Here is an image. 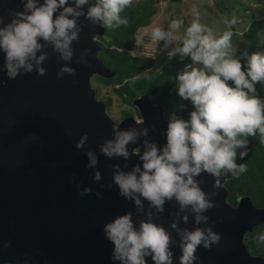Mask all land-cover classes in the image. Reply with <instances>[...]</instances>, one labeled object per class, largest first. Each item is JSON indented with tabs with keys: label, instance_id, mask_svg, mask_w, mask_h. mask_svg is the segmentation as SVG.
Listing matches in <instances>:
<instances>
[{
	"label": "clouds",
	"instance_id": "1",
	"mask_svg": "<svg viewBox=\"0 0 264 264\" xmlns=\"http://www.w3.org/2000/svg\"><path fill=\"white\" fill-rule=\"evenodd\" d=\"M132 3L133 0H20L22 10L9 11L7 23L0 15V53L4 57L0 72L8 79L33 71L44 76L43 65L51 48L64 62L56 77L74 76L76 70L70 64L73 42L79 41L82 31L80 18L104 30L127 27L128 19L121 13ZM193 15L195 19L187 26L183 18H177L167 29L154 27L146 34L150 41L157 42L158 53L167 61L176 57L181 62L187 60L176 73L175 87L179 98L191 105L188 118L178 116L176 111L167 115L166 128L161 133L163 144L150 137L154 126L122 129L118 124L112 126V138L99 144V154L108 159L123 158L127 162L136 156L140 161L127 171L120 164L112 165V184L118 195L130 201L141 217L134 221L133 212L127 211L103 225L104 238L112 245L113 264H175L172 246L179 249V264H198V248L210 250L221 241L206 213L216 207L215 197L223 178L238 179L248 170L246 163H237V150L239 159L244 160L250 137H258L264 144V98L256 87L264 86V50L238 51L232 44L231 30L217 35L212 27L200 22L198 10L194 9ZM225 22L231 28L237 18L233 16ZM181 28L182 35L175 36ZM140 34L138 42L143 41L144 32ZM88 56L85 49L77 63L88 66ZM184 107L179 105L180 109ZM88 139L89 134L82 133L75 148L85 150ZM141 139L142 145L138 144ZM130 144L137 146L129 150ZM86 156L85 167L93 169V179L100 181L97 152L88 148ZM202 174L213 178L212 191L202 189L198 179ZM78 191L84 196L92 189L78 186ZM169 202L177 208L169 213L172 220L165 228L156 221ZM190 218L191 230L180 226L188 225ZM171 231H175L178 241L172 238ZM255 239L264 244V232ZM25 264H31L30 257Z\"/></svg>",
	"mask_w": 264,
	"mask_h": 264
},
{
	"label": "water",
	"instance_id": "2",
	"mask_svg": "<svg viewBox=\"0 0 264 264\" xmlns=\"http://www.w3.org/2000/svg\"><path fill=\"white\" fill-rule=\"evenodd\" d=\"M17 10H22L20 0H0L5 23L10 19L7 13ZM80 20L82 31L79 41L73 42L70 64L76 70L74 76L56 77L64 62L51 48L43 65L44 76L33 71L8 79L0 72V81H4L0 84V264H25L29 257L31 264H113L112 245L104 238L103 225L127 211L133 212L134 221L141 218L112 184V165L120 164L127 171L140 163L138 157L132 156L127 162L123 158L108 159L99 154V144L112 138L114 124L122 129L154 126L149 135L163 144L164 107L142 95L133 100L140 121L130 116L116 122L109 117L106 103L96 98L90 84L95 75L105 79L116 75L99 59L101 48L93 40L94 35L104 37L107 30L83 17ZM85 49L89 51L88 66L77 63ZM3 63L0 53V66ZM84 132L89 139L85 150L78 151L75 143ZM138 144L142 145V139ZM136 146L130 144L129 150ZM88 148L98 154L100 181L93 179V169L85 167ZM230 178H223L215 197L216 207L206 213L221 241L210 250L199 247L198 264H264V258L249 254L243 241L253 227L264 224V207H255L248 196L231 206L224 186ZM198 179L205 192L212 191L211 176L202 174ZM78 186L90 187L92 192L81 196ZM176 208L174 202L166 203L165 212L156 222L168 228L172 220L169 213ZM180 226L191 230V218L188 225ZM171 236L178 241L175 231ZM172 250L175 264H179V249L172 246Z\"/></svg>",
	"mask_w": 264,
	"mask_h": 264
},
{
	"label": "rangeland",
	"instance_id": "3",
	"mask_svg": "<svg viewBox=\"0 0 264 264\" xmlns=\"http://www.w3.org/2000/svg\"><path fill=\"white\" fill-rule=\"evenodd\" d=\"M196 2L199 6H203L197 9L200 13V21L212 27L217 35L222 34L224 31L231 30L233 32L232 44L238 51H243L244 49H247L249 52L264 50V2H260L259 0H157V11L154 18L151 17V23L147 27L139 29L141 33L144 32L145 34L143 41L139 42L141 47H138V51L141 50L156 54L155 63L152 68L145 71V77L150 78L159 70L167 76L170 75V73L181 71V65L187 60L181 62L179 57H176L171 61H167L166 56L158 53L159 49L157 42L150 41L146 34L150 33L154 27L167 29L171 20L177 18H183L185 26L189 25L192 20L195 19L193 10L197 6ZM204 5L210 7L206 8ZM233 16L237 18V24L229 28L225 21L231 19ZM251 26H254L256 29V35L260 42V45L258 44L259 46L255 48H252L244 37H242V34ZM182 33L183 28L177 30L174 35L179 37ZM112 48L114 47L112 46ZM100 56H102V52ZM134 79L136 78H131L129 84H133ZM90 84L91 87L97 91L96 96L99 100L109 102L106 110L109 117L116 122L121 121L124 118L123 116L129 112V108L124 105L125 100L114 90V88H118L119 85L105 84L97 76L92 77ZM256 87L258 95L264 98V86L257 84ZM177 98V103L172 107L171 112L176 111L177 115L180 116L182 110H186V108L190 111L192 110L191 105L187 101L181 102L178 95ZM179 105H184L185 107L180 109ZM256 168L257 170L258 168L260 169L259 165ZM243 180L244 177L241 175L238 179L233 178L231 182L229 181V183L225 185L230 191V194L239 197V195L243 193L245 194L243 196H248L251 200L254 198L256 200H252L254 205L258 203L257 201L259 199H261L260 202L263 201V199L260 198V192H262L264 186L262 181L250 180L248 185L244 182L243 192V190H240ZM261 232H264V225L257 227L254 231L247 234L244 238V243L250 255L264 258V244L259 243L255 239L257 234Z\"/></svg>",
	"mask_w": 264,
	"mask_h": 264
},
{
	"label": "trees",
	"instance_id": "4",
	"mask_svg": "<svg viewBox=\"0 0 264 264\" xmlns=\"http://www.w3.org/2000/svg\"><path fill=\"white\" fill-rule=\"evenodd\" d=\"M259 1L264 2V0ZM156 3L157 0H133L131 7L126 8L124 12L121 13L122 16H126L128 19L127 27L121 26L116 29L107 30L106 38L101 44L102 56L99 55V57L105 62L107 67L115 70L116 75L108 79L99 76L97 77H99V79L105 84H118L119 87L114 88V90L123 99L125 95L133 90V87L130 88L132 85L124 83V80L138 76L140 71L150 69L155 63V57L143 56L140 54L138 51V47H140L138 38L141 36L139 29L147 27L151 23V17L154 18L157 11ZM204 6L206 8L210 7L208 5ZM202 7L203 6H200L199 8ZM200 22L202 23V21ZM242 35L252 48L260 45L254 26H251ZM112 46L114 48H112ZM175 76L176 73H170V75L162 78L154 74L152 75L151 80H148L143 75L140 76V79L135 80L134 88L136 90L137 88L144 89L146 92L150 93L151 97L155 96L156 99H165L173 107L178 100L176 97L177 91L175 87ZM155 93L157 94L154 95ZM134 95L136 94L134 93ZM189 112L190 110L186 108V110H182L180 112V116L187 119ZM249 141H252V144L254 145L253 149L249 150L248 155L244 158V160H240L239 154H237V163H246L247 165L248 170L244 175H242L244 176V182L246 185H248L250 180L259 182L262 181L264 184V144L260 143L258 137H250ZM258 165L260 169L258 168L257 170L256 167ZM244 182H242L241 186V190H243V192ZM234 198V194H230L229 199L231 202L234 201ZM260 198H262L263 201L260 202L261 199H259L256 205L258 207H264V186L262 188V192H260ZM252 200L254 201L255 199L252 198Z\"/></svg>",
	"mask_w": 264,
	"mask_h": 264
},
{
	"label": "flooded vegetation",
	"instance_id": "5",
	"mask_svg": "<svg viewBox=\"0 0 264 264\" xmlns=\"http://www.w3.org/2000/svg\"><path fill=\"white\" fill-rule=\"evenodd\" d=\"M106 35H107V31H106ZM106 35L104 36V37H99V36H97V35H95L93 38H94V40L99 44V45H101L102 43H103V40L106 38ZM101 52V51H100ZM99 52V53H100ZM143 56H153V57H156V55H154V53H146V54H143ZM161 58V57H160ZM152 68V67H151ZM148 70V69H147ZM147 70H144V71H140L139 73V75L138 76H135V78L136 79H140L141 77L140 76H143V75H145V71H147ZM147 74H149V73H147ZM153 74V73H152ZM155 75H157L158 77L160 76V77H162V78H164V77H166L167 75L165 74V73H162V72H160V70L157 72V73H154ZM153 74V75H154ZM95 76H97V75H95ZM132 78H134V77H132ZM147 78V77H146ZM131 78H128V79H125L124 80V83H126V84H128L129 83V80H130ZM136 79H134V81L133 82H135V80ZM148 80H151V77L150 78H147ZM130 85H132V86H130V88H132L133 87V90H132V92H129L127 95H125L124 96V99H125V102H124V105L126 106V107H128L129 108V112L124 116V118L125 117H133V118H135L137 121H140L141 120V116H140V114H139V111H138V108L134 105V103H133V100L135 99V98H138V97H140V96H142V95H147V96H149V98H150V100H151V102H152V104H154V105H158V104H161L163 107H164V118L166 119V117H167V115L171 112V110H172V105H170L169 104V102L167 101V100H165V99H156V97L154 96V97H151V95H150V93H148V92H146L144 89H138L137 88V90L134 88L135 86H134V83L133 84H130ZM129 88V89H130ZM134 93L136 94V95H134ZM157 93H155L154 95H156ZM159 95V94H158ZM177 97V96H176ZM105 102V101H104ZM181 102H184L183 100H181ZM105 103H107V105H108V101H106ZM123 118V119H124ZM250 143L252 144V141H249V144L248 145H250ZM253 144H252V147L250 148V149H253ZM249 149V150H250ZM245 174V173H244ZM243 174V175H244ZM244 177V176H243ZM233 178H230V179H228V180H226L225 182H224V186L226 185V184H228L229 183V181H231ZM243 182H244V180H243ZM225 188H226V186H225ZM226 190H227V192H228V195H227V202L231 205V206H236L237 205V203L239 202V199H240V197H242L243 195H245V194H240L239 195V197H236L235 196V198H234V201L233 202H231L230 201V199H229V197H230V191L226 188ZM240 190H241V187H240ZM256 207H258L257 205H255ZM259 208H263V207H259ZM262 225H264V224H261V225H257V226H255V227H253V230L252 231H254L257 227H259V226H262ZM251 231V232H252ZM250 232H248V233H246L245 234V236H247V234H249ZM245 236H244V238H245Z\"/></svg>",
	"mask_w": 264,
	"mask_h": 264
},
{
	"label": "built area",
	"instance_id": "6",
	"mask_svg": "<svg viewBox=\"0 0 264 264\" xmlns=\"http://www.w3.org/2000/svg\"><path fill=\"white\" fill-rule=\"evenodd\" d=\"M145 34V33H144ZM143 37H144V35H143ZM140 47H141V44H140ZM140 53H142V54H146V53H148V52H144V51H141L140 50ZM183 67H184V65H183ZM183 67H182V69H183Z\"/></svg>",
	"mask_w": 264,
	"mask_h": 264
},
{
	"label": "crops",
	"instance_id": "7",
	"mask_svg": "<svg viewBox=\"0 0 264 264\" xmlns=\"http://www.w3.org/2000/svg\"><path fill=\"white\" fill-rule=\"evenodd\" d=\"M196 3H197V2H196ZM199 7H200V6H199V4L197 3V6H196V8H195V9L197 10Z\"/></svg>",
	"mask_w": 264,
	"mask_h": 264
}]
</instances>
